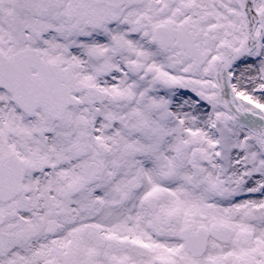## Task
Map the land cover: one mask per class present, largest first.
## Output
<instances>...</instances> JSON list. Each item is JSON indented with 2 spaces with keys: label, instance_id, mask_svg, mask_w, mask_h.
<instances>
[{
  "label": "snow or ice",
  "instance_id": "obj_1",
  "mask_svg": "<svg viewBox=\"0 0 264 264\" xmlns=\"http://www.w3.org/2000/svg\"><path fill=\"white\" fill-rule=\"evenodd\" d=\"M0 264H264V0H0Z\"/></svg>",
  "mask_w": 264,
  "mask_h": 264
}]
</instances>
